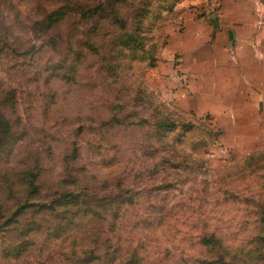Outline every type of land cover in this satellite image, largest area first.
I'll return each instance as SVG.
<instances>
[{
	"label": "rangeland",
	"instance_id": "374dc122",
	"mask_svg": "<svg viewBox=\"0 0 264 264\" xmlns=\"http://www.w3.org/2000/svg\"><path fill=\"white\" fill-rule=\"evenodd\" d=\"M181 1L0 0V264H264V121L162 92Z\"/></svg>",
	"mask_w": 264,
	"mask_h": 264
},
{
	"label": "crops",
	"instance_id": "0c3cea01",
	"mask_svg": "<svg viewBox=\"0 0 264 264\" xmlns=\"http://www.w3.org/2000/svg\"><path fill=\"white\" fill-rule=\"evenodd\" d=\"M264 0H182L169 27L162 92L179 108L218 119L225 134L264 121Z\"/></svg>",
	"mask_w": 264,
	"mask_h": 264
},
{
	"label": "trees",
	"instance_id": "16d2710c",
	"mask_svg": "<svg viewBox=\"0 0 264 264\" xmlns=\"http://www.w3.org/2000/svg\"><path fill=\"white\" fill-rule=\"evenodd\" d=\"M148 11H149L148 5L146 3H144L141 10L138 12L141 19L146 17ZM140 24H141V21L137 20L136 26L134 29L135 33L129 34L128 44H129L130 49L139 50V49L145 48V33H143V31H142L143 27Z\"/></svg>",
	"mask_w": 264,
	"mask_h": 264
},
{
	"label": "built area",
	"instance_id": "2783aa9c",
	"mask_svg": "<svg viewBox=\"0 0 264 264\" xmlns=\"http://www.w3.org/2000/svg\"><path fill=\"white\" fill-rule=\"evenodd\" d=\"M256 23H257L258 28H260V29L264 28V13L258 14Z\"/></svg>",
	"mask_w": 264,
	"mask_h": 264
}]
</instances>
